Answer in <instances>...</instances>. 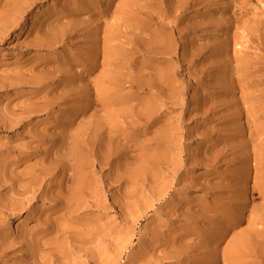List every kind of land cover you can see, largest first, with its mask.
I'll use <instances>...</instances> for the list:
<instances>
[{
    "label": "rangeland",
    "instance_id": "1",
    "mask_svg": "<svg viewBox=\"0 0 264 264\" xmlns=\"http://www.w3.org/2000/svg\"><path fill=\"white\" fill-rule=\"evenodd\" d=\"M0 264H264V0H0Z\"/></svg>",
    "mask_w": 264,
    "mask_h": 264
},
{
    "label": "bare ground",
    "instance_id": "2",
    "mask_svg": "<svg viewBox=\"0 0 264 264\" xmlns=\"http://www.w3.org/2000/svg\"><path fill=\"white\" fill-rule=\"evenodd\" d=\"M38 1H39V3H40L41 1H44V0H38ZM47 1H48V0H47ZM51 23H54V22H51ZM55 24H56V23H55ZM52 26H53V25H52ZM46 31H47V30H46ZM55 37H56V36H55ZM72 151H73V150H72ZM72 155H74V154H72ZM240 221H241V220H240ZM235 224H236V223H233V222H231V221L228 223V225L231 226V227L235 226ZM225 228H226V227H225Z\"/></svg>",
    "mask_w": 264,
    "mask_h": 264
}]
</instances>
